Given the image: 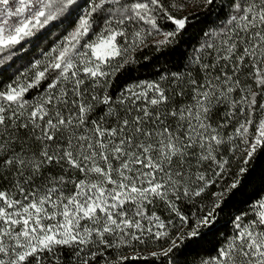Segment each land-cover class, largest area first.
I'll list each match as a JSON object with an SVG mask.
<instances>
[{"label":"snow or ice","instance_id":"obj_1","mask_svg":"<svg viewBox=\"0 0 264 264\" xmlns=\"http://www.w3.org/2000/svg\"><path fill=\"white\" fill-rule=\"evenodd\" d=\"M188 3L0 0V65L61 29L43 59L0 90V264H181L215 228L250 161L264 154V0H195L223 24L202 31L205 42L168 87L106 90L143 43L129 25H151L164 36L159 50L186 30ZM158 15L173 30L162 31ZM157 202L178 225L152 211ZM251 209V219L232 217L200 264H264V196ZM149 244L158 250L137 248Z\"/></svg>","mask_w":264,"mask_h":264},{"label":"trees","instance_id":"obj_2","mask_svg":"<svg viewBox=\"0 0 264 264\" xmlns=\"http://www.w3.org/2000/svg\"><path fill=\"white\" fill-rule=\"evenodd\" d=\"M217 2L226 3L227 0H217ZM165 4L167 6V0H165ZM180 15L189 17L186 30L181 31L170 44L162 46L159 50L156 41L163 40V35L157 33L148 24L129 25L127 30L129 33H134L137 29L142 32L143 43L137 41L138 46L134 50L130 49L128 56L124 58L129 62L111 76L110 84L106 85L108 94L116 97L125 88L134 87L145 82H158L162 87L167 88L170 74L185 65L187 63L186 57L193 54L192 50L199 48L205 42L202 31H219L223 24L222 20L216 19V12L209 16L208 11L203 7H198L195 0H189L188 6ZM156 19L162 31L173 30V25L161 16L158 15ZM209 20L215 21V23H209ZM149 32H151V35H148ZM60 36L61 29H52V34L46 35L39 47L34 48L33 45H26L27 55H22L20 59L13 57L15 63L7 61L4 65H0V90H3L12 82V79L19 76L20 72H24L25 66L28 65L30 60L43 59L40 55L41 49L46 50L53 46V42H58ZM128 42L130 45L132 44L133 35L128 36ZM121 59L117 57L113 63L115 64ZM205 59H208L207 55H205ZM9 64L12 65L10 68L8 67ZM5 68H7V71H4ZM27 75H30V73H27ZM21 79H24V77H21ZM136 90L139 91V89ZM27 95L29 98L35 97L37 90H31ZM237 168L238 165L234 163L229 174L225 175L224 179L229 184L232 182L231 173L237 171ZM217 190V187L209 188L205 199ZM261 196H264V154H258L250 161L248 171L241 177L240 185L230 194L227 206L220 215L215 228L203 240L190 245L184 250L183 256L180 257L181 264H200L201 259H207L209 254L213 253V248L232 230L233 226L230 222L232 217L244 211L247 212V218L251 219L253 216L251 205ZM182 207L187 208L190 212L196 211L190 205H182ZM152 211H155L156 215L160 216L165 223L171 218L174 224H179L175 214H170L159 202L156 206H152ZM157 243H163V241ZM137 248L145 255L149 251L158 250L151 244L137 245ZM131 251V249H128L125 254H130Z\"/></svg>","mask_w":264,"mask_h":264}]
</instances>
